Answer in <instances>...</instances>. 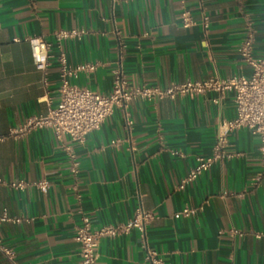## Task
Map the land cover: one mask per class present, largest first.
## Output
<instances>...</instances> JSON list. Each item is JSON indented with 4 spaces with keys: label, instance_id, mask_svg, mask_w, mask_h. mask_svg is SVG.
I'll return each instance as SVG.
<instances>
[{
    "label": "crops",
    "instance_id": "obj_1",
    "mask_svg": "<svg viewBox=\"0 0 264 264\" xmlns=\"http://www.w3.org/2000/svg\"><path fill=\"white\" fill-rule=\"evenodd\" d=\"M248 23L253 51L264 56V0H0V177L25 181L22 189L0 185V217L10 218L0 220V242L18 264H80L82 217L98 228L128 221L137 207L152 213L144 232L101 237L97 264H150L149 250L163 264H264V177L248 128L229 131L230 156L178 188L235 117L232 91L136 98L81 143L48 127L9 134L57 105L61 51L68 65H94L69 81L102 93L112 89L118 40L130 86L247 76L237 48ZM71 29L81 32L57 38ZM33 35L49 45L45 86L25 39ZM42 179L44 191L35 185ZM184 207L194 211L176 217ZM0 264H12L1 251Z\"/></svg>",
    "mask_w": 264,
    "mask_h": 264
},
{
    "label": "built area",
    "instance_id": "obj_2",
    "mask_svg": "<svg viewBox=\"0 0 264 264\" xmlns=\"http://www.w3.org/2000/svg\"><path fill=\"white\" fill-rule=\"evenodd\" d=\"M240 1V0H237ZM183 25L190 23L188 11L182 12ZM206 18L204 17V24ZM81 31L75 29L59 30L57 38H65L79 34ZM31 47L32 60L35 68L42 75V84L46 85L45 74L49 61L48 43L38 35L25 38ZM255 30L248 23L242 41L239 43L237 52L241 61L250 69L249 75H236L228 78L209 76L202 80H186L179 83H171L160 87L157 85H128L125 73L122 69L121 53L122 46L118 40L119 57L113 68L112 89L108 93H102L87 87L73 84L70 78H76L81 71H90L94 68L91 63H80L74 66L68 65L65 54L61 51L58 55L59 65V101L57 105L50 108L44 115H34L27 118L17 128L10 130L11 135H22L30 129L48 127L55 137H68L69 141L81 143L86 135L98 129L102 121L112 113L115 107L125 108L136 98L154 99L170 97L175 98L181 95L194 96L196 94L213 91L221 93L226 90L233 92L235 105V117L225 121L218 129L215 143L210 155L196 157L195 165L184 175L178 184L183 188L187 183L194 180L203 170L208 169L216 160L230 156L227 151V133L233 129L245 127L259 139V163L261 170L258 177H264V56H258L253 51ZM216 100V99H214ZM3 136L0 135V138ZM70 161V170L76 173L78 161L75 158L70 146H65ZM47 181L42 179L35 182V185L42 191L47 187ZM7 184L15 189H22L25 181H6L0 177V185ZM194 209L184 207L175 213V216L187 215ZM152 213L137 207L133 216L124 223L102 225L92 228L89 219L82 217L81 223L76 226L74 240L79 245L80 264H97L98 241L103 236H112L117 233L126 232L136 228L144 232L145 225L151 218ZM10 219L3 213L0 220ZM20 218H14L19 221ZM232 233H239L238 229H232ZM0 251L11 261L18 264L14 258V251L11 247L0 242ZM150 264H163L157 257L154 250L147 251L146 255Z\"/></svg>",
    "mask_w": 264,
    "mask_h": 264
}]
</instances>
